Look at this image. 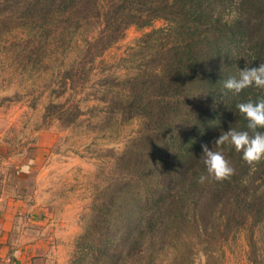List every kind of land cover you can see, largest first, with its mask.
<instances>
[{
	"label": "rangeland",
	"instance_id": "obj_1",
	"mask_svg": "<svg viewBox=\"0 0 264 264\" xmlns=\"http://www.w3.org/2000/svg\"><path fill=\"white\" fill-rule=\"evenodd\" d=\"M4 1L0 0V8ZM31 3L13 0L0 15L4 36L0 39V195L33 208L26 216L34 215L36 220L30 231L39 244L38 264H116L114 258H100L96 249L127 234L121 222L130 218L121 205L134 190L132 182L138 189L135 203L147 204L149 190H144L146 181L139 169L146 167L140 172L148 171L147 178L143 176L147 180L150 173L159 175L155 180L163 179L165 172L155 163L171 152L172 159L177 158L168 136L173 130L182 132L186 125L175 123L168 134L163 128L156 135L152 104L141 112L127 102L112 107L115 100L108 93V82L114 77L122 91L135 86L149 99L158 95L144 75L143 65L153 63L150 54L157 47L148 43L146 35L166 29L168 22L131 25L94 62L81 67L84 35L73 42L70 53L51 42L52 37L49 42L39 33L33 35L37 30L25 11ZM17 4L23 8L11 12ZM62 23L57 22L53 34ZM87 28L91 37L103 29L96 20ZM110 204L121 208L124 216ZM160 223L168 232L164 237V231L155 232L160 247L155 264H253L245 231H231L227 241L208 236L206 247L203 231L195 225H180L172 218ZM260 237L257 232L255 239ZM122 238L126 251L128 242ZM261 255L259 262L264 264ZM120 264H144V260L128 256Z\"/></svg>",
	"mask_w": 264,
	"mask_h": 264
},
{
	"label": "trees",
	"instance_id": "obj_2",
	"mask_svg": "<svg viewBox=\"0 0 264 264\" xmlns=\"http://www.w3.org/2000/svg\"><path fill=\"white\" fill-rule=\"evenodd\" d=\"M12 3L13 0H5L0 15ZM18 8L23 7L17 4L9 10L17 12ZM25 11L29 23L37 30L33 35L39 33L49 42L52 37L51 42H58L57 47L61 46L66 53L72 51L77 37L84 35L81 67L94 62L131 25L148 27L159 19L168 22L166 29L146 35L148 43H156L157 47L150 54L153 63L143 65L144 75L158 95L149 99L136 92L135 86L128 92L126 88L122 91L117 86L119 82L115 84L119 80L114 77L108 82V93H112L115 100L112 107L127 102L133 110L141 112L152 104V110L158 112L149 110L156 119V135L163 128V133L168 134L175 128V123H180L181 128L186 125L182 132L173 130L168 136L178 156L172 159L171 148L167 156L158 157L155 166L162 167L163 179L155 180L159 175L153 177L150 173L147 180L148 171L140 172L146 167L132 170V173L138 171L146 181L147 204L135 203L134 192L138 189H135L137 183L132 182L134 190L121 205L130 218H124L128 221L121 222V228L126 227L128 232L96 249L100 258H114L116 264H120L122 258L132 256L144 260V264H155L159 247L155 232L157 229L164 231V237L166 229L160 221L172 218L180 225L192 224L203 231L206 247L208 236L214 239L219 235L220 240L227 241L231 231L234 234L240 230L247 232L249 257L253 264H261L259 257L264 253V160L255 165L253 171L242 159V153L233 146H217L213 141L230 128L248 130L247 121L236 105L264 96V90L255 87L245 89L239 95H233L223 87V82L237 76L239 70L246 66L258 67L264 62V0H32ZM95 20L103 29L91 37L87 27ZM59 21L63 25L53 34ZM3 37L1 34L0 39ZM63 84L67 86L66 81ZM203 143L214 151H221L235 168V175L230 180L197 182L201 174H207L201 158ZM190 172L193 173L191 177L188 176ZM115 209L124 216L121 208L114 206ZM157 212L161 214L157 215ZM134 215L136 218L133 219ZM257 232L261 237L256 240ZM121 238L128 242L126 251L119 241Z\"/></svg>",
	"mask_w": 264,
	"mask_h": 264
},
{
	"label": "clouds",
	"instance_id": "obj_3",
	"mask_svg": "<svg viewBox=\"0 0 264 264\" xmlns=\"http://www.w3.org/2000/svg\"><path fill=\"white\" fill-rule=\"evenodd\" d=\"M223 87L233 95H239L245 89L255 87L264 90V62L258 67L246 66L239 70L237 76H232L223 82ZM239 113L247 121L246 131L230 128L222 132L213 141V145L233 146L237 152L242 153V159L255 171V165L264 160V96L253 101L240 102L236 105ZM202 162L206 168V175L201 174L197 182L215 181L224 182L235 175V168L221 151H214L207 143L201 144Z\"/></svg>",
	"mask_w": 264,
	"mask_h": 264
},
{
	"label": "crops",
	"instance_id": "obj_4",
	"mask_svg": "<svg viewBox=\"0 0 264 264\" xmlns=\"http://www.w3.org/2000/svg\"><path fill=\"white\" fill-rule=\"evenodd\" d=\"M0 195V264H38L39 244L30 231L33 208L23 201Z\"/></svg>",
	"mask_w": 264,
	"mask_h": 264
}]
</instances>
